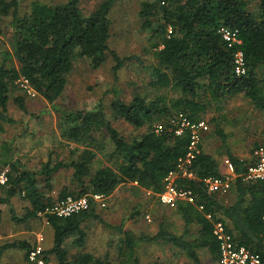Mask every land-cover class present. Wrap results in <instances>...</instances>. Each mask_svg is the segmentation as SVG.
Here are the masks:
<instances>
[{
    "label": "trees",
    "instance_id": "16d2710c",
    "mask_svg": "<svg viewBox=\"0 0 264 264\" xmlns=\"http://www.w3.org/2000/svg\"><path fill=\"white\" fill-rule=\"evenodd\" d=\"M116 0H103L94 10L86 12L81 0L43 2L34 0L26 13L20 14L19 2L0 0V13L13 14L10 47L0 52V119L13 122L8 116L9 102L22 81L43 97L53 108L65 93L69 75L78 58L91 59L93 68L101 67L108 56L114 60V73L126 62L138 56L121 57L109 47L111 10ZM145 0L139 17L142 29L150 35L152 65L150 93H137L130 100L120 96L116 86L111 111L116 119L144 129L128 139L117 129L102 101L92 109L64 110L68 124L66 136L84 148L70 162L51 160L41 168L30 169L14 160L7 143L0 153V169L8 168V180L0 184L5 194L1 202H9L17 194L30 201L27 217L40 213L54 230V245L43 254L54 255L56 264H89L92 261L110 264L90 252L70 255L72 247H83L87 233L83 227L90 219L102 220L101 211L92 203L88 209L62 217L47 208L68 196L81 197L96 193L112 195L121 184L137 183L138 187L161 193L167 176L178 169L191 144V131L181 135L178 115L192 122L200 121L214 102L245 94L258 109L264 110V81L259 70L264 68V0ZM237 31L241 43L232 46L224 39L221 28ZM241 49L246 61V73L235 71V53ZM28 88H26L27 90ZM154 90V91H153ZM21 109L27 111L22 96L15 97ZM161 128V129H158ZM5 131L0 123V134ZM222 137H226L220 131ZM110 139V157L115 166L94 168L100 138ZM188 164L193 177L179 176L177 186L190 190L193 201L179 200L177 211L186 227L199 224L198 236L187 239L164 226L154 237L182 249L192 264H202L199 249H207L214 261H219L220 244L214 235V224L207 215L224 221L240 245L261 254L264 264V180H247L252 164L229 154L235 166L232 181L234 199L227 204L217 192H210L207 177H223L217 160L202 150ZM61 168L72 170L71 182L57 198L53 195V175ZM134 186V185H133ZM125 246L134 252L135 239L126 232ZM123 250L124 246L119 247ZM32 249H28L29 254ZM125 252V251H124ZM28 254V256H29ZM29 259V257H28ZM48 262V261H47Z\"/></svg>",
    "mask_w": 264,
    "mask_h": 264
},
{
    "label": "rangeland",
    "instance_id": "374dc122",
    "mask_svg": "<svg viewBox=\"0 0 264 264\" xmlns=\"http://www.w3.org/2000/svg\"><path fill=\"white\" fill-rule=\"evenodd\" d=\"M46 2H61L66 0H44ZM103 0H81V7L90 12ZM145 0H116L111 10V36L109 47L115 50L121 57L138 56L142 62L132 60L114 73L115 64L111 56H108L104 64L99 68H93L91 59L78 58L69 75L68 85L63 96L58 100V109L53 108L42 96L32 88L17 89L12 94L9 102L8 116L13 122L0 123L5 131L0 134V153L7 143L11 151L12 159L20 160L30 169H40L43 162L51 160V164L57 161L70 162L84 148L79 142H73L66 136L67 123L63 115L74 109H92L100 101L105 104L114 126L128 139L136 134H141L144 129H139L129 123L116 119L111 111V103L114 95L111 89L116 86L120 96L130 100L137 93H150L152 65L155 63L150 51V35L142 29V20L139 10ZM21 14L27 12L29 0H21ZM26 6V7H25ZM257 6V0H252L251 7ZM11 13L0 16V52L10 47L11 37ZM260 77L264 81V68L259 70ZM154 91V90H153ZM16 96H22L25 100L27 111L20 108L15 100ZM65 110V112H64ZM205 119L211 125V135L204 141L206 151L215 158L220 159L226 147H230L234 153L247 155L255 150V143L263 137L264 110L258 109L245 94H237L221 101L214 102L205 114ZM222 129L226 134V142L217 133ZM102 147L94 148L97 157L94 168L103 165L115 166L116 159L111 158L113 143L102 136ZM72 170L61 168L54 175L53 195L57 197L61 189L71 182ZM133 183L121 184L120 187L108 198L105 207L97 205L98 211H102L105 217L106 211H175L173 208L162 204L158 195L150 194L144 189H137ZM174 228L182 226V220L176 215ZM113 217V215H112ZM106 218V217H105ZM104 219V218H103ZM97 223V224H96ZM173 223V222H172ZM113 225V224H111ZM104 223L97 220H89L86 225L87 244L80 249H71L70 255H78L83 252H96L99 257H109L110 261L116 259L118 247L112 240L117 237L113 230L108 231ZM112 243V244H111ZM183 258L178 259L182 264ZM204 264H215L209 260L208 255L203 256ZM181 260V261H180ZM116 261V260H115ZM184 264H190L185 262Z\"/></svg>",
    "mask_w": 264,
    "mask_h": 264
},
{
    "label": "crops",
    "instance_id": "0c3cea01",
    "mask_svg": "<svg viewBox=\"0 0 264 264\" xmlns=\"http://www.w3.org/2000/svg\"><path fill=\"white\" fill-rule=\"evenodd\" d=\"M8 2H12V0H6ZM19 2V11L22 6L21 0H17ZM34 0H29L27 3V7L29 8L30 3ZM46 2L44 0H41ZM47 3V2H46ZM26 7V6H25ZM21 14V11H20ZM0 16L2 14L0 13ZM13 18V14H12ZM206 114V113H205ZM205 114L202 119H205ZM207 120V119H205ZM209 125L210 122L207 120ZM220 131L224 133L222 129H219L217 133L222 137ZM263 137L259 142L255 143V148L261 144H264V130L262 131ZM211 135V125L210 130L207 133L203 134L201 147L202 150L208 153L205 149L204 141L207 137ZM226 136V134H225ZM226 137H222L223 141L226 142ZM254 148V149H255ZM233 154L242 160H246L250 163H253L254 158V150H251L247 155L242 156L241 154H236L230 147H226L224 149V153L221 154V158L217 159L212 154V156L217 160L219 165V170L222 176L229 175L228 166L225 163V159L229 158V154ZM210 154V153H208ZM34 170V169H33ZM135 188L144 189L142 187H138L137 183H133ZM120 187V186H119ZM118 187V188H119ZM117 188V189H118ZM150 194L158 195L159 193H155L152 190H147ZM218 196L221 199L225 198V203L229 204L233 201L234 195L232 190H228L227 192H217ZM113 195V194H112ZM0 191V198L4 197ZM111 197L108 196V198ZM57 198V197H56ZM56 203V202H55ZM178 203V202H177ZM177 203L175 205H168L170 208H173L175 211H106L105 217L103 212L101 211L102 220L98 219H90L97 220L98 223H104L108 228V231L113 230L117 237H114L112 240L116 243L118 247V254L116 257V261L113 263L110 261L109 257L102 258L96 252H90L96 258H99L105 262L110 264H180L178 259L183 258L182 264L185 262H190L191 260L186 256V253L180 249L179 247L173 245L172 243H167L162 240H156L154 237L159 233L162 226L168 229L171 232H174L178 235H184L187 239H194L198 236V231L200 230L199 224H191L186 227L184 218L182 214L177 211ZM30 206V201L24 198V194H17L13 198L10 199L9 202H1L0 201V264H36L28 259L29 251L28 249H33V247L39 242L40 236L44 237V240L41 242L44 249L48 251L54 245V230L47 221L44 215H38L35 217H27L26 209ZM172 214H176L182 220V226L180 228H174V217ZM113 215V217H112ZM104 218V219H103ZM173 222V223H172ZM88 221L84 223L83 227L86 230V225ZM97 224V223H96ZM113 224V225H111ZM106 228V229H107ZM126 232H130L135 239L134 244V252L130 253L125 246V238ZM88 237V234H87ZM86 242L83 247L87 244ZM73 239H68L66 241V246L71 249H80L83 247H72ZM112 244V243H111ZM124 246L123 250H120ZM125 251V252H124ZM31 252V251H30ZM89 252V251H88ZM209 256V260L211 262H215V264H219L218 261H214L212 259L211 254L207 249L201 248L199 249V255L202 260V264H204V255ZM44 255V254H43ZM46 254L44 255L45 258ZM76 256V255H74ZM47 263L56 264L57 260L54 255H47ZM46 260V259H45ZM180 260V261H181Z\"/></svg>",
    "mask_w": 264,
    "mask_h": 264
},
{
    "label": "built area",
    "instance_id": "2783aa9c",
    "mask_svg": "<svg viewBox=\"0 0 264 264\" xmlns=\"http://www.w3.org/2000/svg\"><path fill=\"white\" fill-rule=\"evenodd\" d=\"M221 33L229 46L234 43H241L238 38L237 31L227 27L221 28ZM235 71L238 75L246 73V61L243 51L239 49L235 53ZM25 88L31 89L27 81H22ZM179 127L176 130L178 135H181L185 128L191 131V144L189 152L184 160L180 161L179 167L175 171H171L167 176V183L164 190L159 193V198L162 203L175 205L179 200L193 201V193L190 190L177 186L176 179L179 176L193 177V172L188 170V164L192 162L195 155L200 152V144L203 134L210 130V125L207 120L201 119L197 122H192L184 114L178 115ZM161 129V128H158ZM254 162L248 167L246 173L247 180H264V144L259 145L254 150ZM225 163L229 169V175L223 177H207L205 183L210 192H227L232 187V181L236 177L235 166L231 159L226 158ZM8 168L0 169V184H5L8 180ZM92 203L105 207L108 204V196L100 193L86 195L81 197L68 196L67 198L59 199L52 207L47 208V211H52L59 216L67 217L76 212L91 207ZM43 215V213H40ZM214 224V235L220 244L221 255L219 264H262L261 254L244 245H240L235 236L229 231L224 221L214 219L211 214L207 215ZM43 236H40L39 242L33 247L29 254V258L36 264H49L46 262L43 251L42 241ZM89 264H100L92 261Z\"/></svg>",
    "mask_w": 264,
    "mask_h": 264
}]
</instances>
